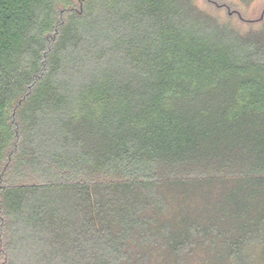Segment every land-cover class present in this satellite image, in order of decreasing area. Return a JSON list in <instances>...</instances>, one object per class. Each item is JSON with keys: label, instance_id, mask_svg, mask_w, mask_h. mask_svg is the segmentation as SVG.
Here are the masks:
<instances>
[{"label": "trees", "instance_id": "trees-1", "mask_svg": "<svg viewBox=\"0 0 264 264\" xmlns=\"http://www.w3.org/2000/svg\"><path fill=\"white\" fill-rule=\"evenodd\" d=\"M246 23L0 0V264H264V19Z\"/></svg>", "mask_w": 264, "mask_h": 264}, {"label": "rangeland", "instance_id": "rangeland-1", "mask_svg": "<svg viewBox=\"0 0 264 264\" xmlns=\"http://www.w3.org/2000/svg\"><path fill=\"white\" fill-rule=\"evenodd\" d=\"M193 2L200 11L220 22H228V19H231L232 26L242 32L250 27L246 22L260 20L264 11V0H253L247 5L242 4L240 0H193ZM263 19L264 16L261 20ZM259 27L260 25L254 24V29Z\"/></svg>", "mask_w": 264, "mask_h": 264}, {"label": "water", "instance_id": "water-1", "mask_svg": "<svg viewBox=\"0 0 264 264\" xmlns=\"http://www.w3.org/2000/svg\"><path fill=\"white\" fill-rule=\"evenodd\" d=\"M263 16H264V11H263V13H262L261 19L263 18ZM261 19H260V20H261Z\"/></svg>", "mask_w": 264, "mask_h": 264}]
</instances>
